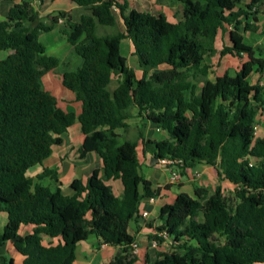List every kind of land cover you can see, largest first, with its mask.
<instances>
[{"label": "trees", "instance_id": "obj_1", "mask_svg": "<svg viewBox=\"0 0 264 264\" xmlns=\"http://www.w3.org/2000/svg\"><path fill=\"white\" fill-rule=\"evenodd\" d=\"M12 1L0 20V51L8 52L0 59V211L7 213L0 247L10 241L22 264H74L78 243L94 236L118 248L103 264H135L130 221L142 199L160 192L140 174V140L143 153L170 160L167 166L182 175L204 163L215 168L219 181L213 191L194 185L192 195L179 192L160 206V224L150 222L154 231L148 236L169 241L172 251L147 257L146 264H264V136H255L254 129L264 111V86L248 80L263 72L264 58H248L233 75L225 71L213 80L205 61L216 53L240 59L253 53L244 33L257 31L264 0L242 6V0H176L182 11L177 21L163 13L127 12L126 0H70L84 10L76 19L64 10L42 18L30 0ZM114 7L124 30L99 34L98 25L116 27ZM55 28L82 60L61 75L62 86L81 103L78 114L58 107L41 84L59 59L46 54L38 35ZM226 29L230 44L217 50L216 37ZM124 38L142 68L139 75L121 53ZM113 77L117 85L110 90ZM134 107L167 136L145 138L139 131L123 139L116 130L127 128ZM76 121L83 134L79 158L94 151L108 165L103 175L93 169L84 185L74 178L68 195L58 169L43 161ZM35 166L42 169L30 176ZM109 175L121 180V196L105 184ZM222 181L234 186V205L226 202ZM27 224L32 232L20 235L19 227ZM43 235L56 242L44 244ZM1 260L12 263L0 255Z\"/></svg>", "mask_w": 264, "mask_h": 264}, {"label": "crops", "instance_id": "obj_2", "mask_svg": "<svg viewBox=\"0 0 264 264\" xmlns=\"http://www.w3.org/2000/svg\"><path fill=\"white\" fill-rule=\"evenodd\" d=\"M56 1L58 2L59 0H30L32 6L37 11L39 17H42V18H45L48 15L56 14L60 10L70 11V12L73 11L74 12L75 9L79 8L75 3L71 2L70 0H63L64 2L61 5H59V6L56 5L55 6L54 4H55ZM12 4H14V1H12V0H0V20H3V19L6 18V15H7V12L9 10V7L12 6ZM176 4H178L180 6V8H179L180 11L177 12V15L175 17L177 19H175V21H177V20L182 18L181 5H180V3H176ZM262 6H264V2H263ZM128 8L131 9V8H134V7H131V5L128 3ZM258 29L260 30V28H258ZM259 30H257V31H259ZM121 31H123V30H121ZM47 33L49 34L48 43L51 46V51H50V53L48 55L55 56V57H57L59 59L58 66L55 69L50 70V71L47 72V73H50V76H51V81H50L49 84H50L51 87H54L57 90H61V92H63L62 94L65 95V98L64 99L62 98V100H61L64 103V105L63 104H59L58 98L56 97L57 106L60 107L61 109L65 110V111L72 110L75 114H78L80 112V110H81V103L75 99V96H74L73 92H71L69 90H66V88H64L62 86V84H61V77L62 76L61 75H62V72L64 70H68V69L71 70V69H75V68L79 67L81 65L82 60L74 52L73 47L70 44H68L66 42V40L64 39V37L58 32L57 28H55V29H53V30H51V31H49ZM217 37H216V41H217ZM124 39H128V38H124ZM124 39H122L121 42ZM216 41H215V46H216ZM250 45L252 46V44H250ZM45 50H46V47H45ZM120 50H121V43H120ZM255 51L256 50L254 49V46H253L254 54H255ZM7 53H8L7 51H0V59L3 58ZM121 53L126 58V63H127L128 66H129V64H128V56L133 60L134 63H136L137 68H135V67L134 68L132 67V68L137 73L139 65H138L137 57L132 54V45H131L130 40H129V44L125 48V51H121ZM216 54L219 55V53H216ZM255 55H256L255 57H264L263 53L259 55V52L257 54H255ZM212 57L213 56H211L210 58H212ZM205 61L207 63V58H205ZM61 67H62V69L58 73V71H59V69ZM159 68H162V66L157 67V68H150L149 67L148 70L149 71L150 70H157ZM141 72H142V68H141ZM210 72H211V65H210ZM210 72H209V74H210ZM209 74H208V77H209ZM257 74L259 76H261L262 79H264V70H263V72L261 74H259V73H257ZM113 80H114V77H113V79L111 80V82L109 84V89L110 90H113L115 88V86L117 85V78H116V84L113 87H111V83H112ZM259 83L261 85H263L264 82L259 81ZM200 84L201 83H199V86H200ZM137 112H138L137 108H135V107L132 108L131 109V117L136 115ZM261 116H264V113H262ZM130 118L126 121L128 126L131 123V122H129ZM256 124L258 126L257 129L259 130L260 124L257 123V117H256ZM151 125H153V124H151ZM119 130H124V129H117L116 132L118 134H120ZM155 130L157 132L156 131L153 132L152 135H149V132H145V133L142 132V134H143V136L145 138H152V139H162V138H164V137L160 138V137L157 136L158 130H161V129L156 127ZM67 133H68L69 136L72 134V136L68 137L69 139H67V137H65V135ZM120 136H122V135L120 134ZM62 137H63V143L61 145L53 146L52 147V153L50 154V156L53 155V153L57 154V152H55V148H57V151L59 150L58 154H57L58 155L57 156V161L54 163V165L50 166V163L48 162V158L50 157L49 156L43 161L44 162L43 166L57 168L58 169V175H59V178H60V176H61V167H63V165L67 162L68 171H73L74 172V173H72L71 179L69 181V188H70V183L72 182V180L74 178H79V177L76 176V172L73 170V168L75 166L78 168V170H79L78 172L79 173L80 172L83 173L82 177L80 178L83 185L85 184V181H86L87 177L90 175V173L92 172L93 169L98 168L99 169V174L101 175L102 169L100 168V165H101L102 162L107 163V160L102 159L96 152H94V151L88 152L85 155L84 158H82V159L79 158L78 160L80 162H77V163H75L71 158H69V157L66 158L65 157V153L67 151H69V150L70 151L73 150V152L76 151L77 152V156L79 157L78 148H79V146L82 143L83 134L80 131V124L77 121L74 122V124H72L71 126H69L67 128L66 132L62 135ZM123 139H131V138L123 137ZM132 139H134V138H132ZM136 150H137V157H138L140 165H142L145 161L149 162L150 164L157 163L156 162L157 159L154 158L152 154L143 153L142 144H141L140 140H138V145L136 147ZM68 160H71V161L68 162ZM87 160L92 161V165L90 164V167H88V169H85V166L82 163L83 162H87ZM46 163H49V164L46 165ZM107 165H108V163H107ZM41 169H42L41 166L32 167V168L29 169L28 174L30 176H34ZM198 169L199 170L202 169L204 171V173H208V176H212V175L214 177L217 176L215 168L212 165H208V164H204V163H199L196 166H194L193 168H189V169H186V170H187V173H189L188 171L198 170ZM105 170H106V168L104 169V172H105ZM31 171H33L32 174L30 173ZM104 172H103V174H104ZM187 173H185L183 175L184 176H187V175L189 176V174H187ZM145 179H147V178H145ZM60 180H61V178H60ZM148 180H150V179H148ZM187 181H189V180H186V182L181 180L180 183L177 184L178 187H179V192L183 191V192H187L190 195H192L193 186L197 185V184L191 182V183H189L187 185ZM223 182L225 183V182H228V181H222L221 185H222ZM61 183H62V181H61ZM105 183H107V184L110 183V184L113 185V187L115 189V191H114L115 192V194H114L115 196L119 197V196L122 195V193H123V185H122V182H121V180L119 178H115L112 175H109L108 177H106ZM151 183H152V181H151ZM168 183H170L169 179L166 180L165 182H163L162 184H160V183H157V184L152 183V188H157V187L160 188L159 195L155 196L152 200L150 199V197H148V198H144V199H142L140 201L139 207H138V216H137L136 219L131 220L130 224H129V232L134 235L135 242H136L137 238L140 237V235L144 233L145 228H144L143 219H148V217H151V216L154 217V213L156 211H157V213L159 212L160 206L165 203V202H161V200H160L161 194L162 193L166 194L167 191L169 193V191L171 190V186L173 184H175L176 182L172 183V185L169 186V187L167 186V188L164 187ZM204 185H205V183L203 181L202 182L199 181L197 186H202V187L206 188V186H204ZM61 188H62V184H61ZM222 188H223V186H222ZM82 191L83 190L80 191V194L83 193ZM62 192L64 194H67V193H65L63 191V189H62ZM72 193H74V190H72L70 188V191H69L68 195H71ZM176 194H175V196H176ZM169 203H171V202H169ZM144 211L147 212V216L146 217H141L140 213L144 212ZM6 222H7V213L5 211H0V227L3 228L4 225L6 224ZM152 224H153V222H152ZM153 226H155V225L153 224ZM32 228H33V225H30V224L21 225L19 227V229H18V233L20 235L29 234V233L32 232ZM42 238H43L42 242L44 244H47L48 242H53V243L56 242V238H50V237L44 236V235L42 236ZM97 242H98L97 238H95L94 236H89L86 240L78 243V245L76 246V249H75L76 258H75L74 264L75 263H77V264H93V261H95V260H98V262H100V264H103V263L108 262L109 260H111L112 257L114 256V254L116 253V251L118 250V248L114 247V246H109V245H106V244H101V249H99V251L96 252V249H94L92 247V244H94V243L96 244ZM108 248H109V250H108ZM110 248H114L115 251L111 252ZM0 255L3 256L5 258V260L6 259H12V263L11 264H22V261H23V258H24L23 255H21L18 251H16V249L13 247V245H12V243L10 241H6L0 247ZM3 263H4V261L1 260L0 264H3ZM95 264H98V263H95Z\"/></svg>", "mask_w": 264, "mask_h": 264}, {"label": "rangeland", "instance_id": "obj_3", "mask_svg": "<svg viewBox=\"0 0 264 264\" xmlns=\"http://www.w3.org/2000/svg\"><path fill=\"white\" fill-rule=\"evenodd\" d=\"M131 7H134L137 10H141V11H149L152 14H154L155 16H158L159 14L163 13L164 15L167 16V18L171 21H175L177 12H179V8L180 6L176 3H178L176 0H126ZM248 0H242V2L239 4V6H242L244 4V2H246ZM64 1L63 0H59L58 2H55V6L56 5H61ZM119 2H121V0H119ZM130 8L127 9V12L129 11ZM260 13L257 15V21L256 24L258 26L259 31H254V32H245L244 33V42L248 43V44H252V46H254L255 54H257L259 52V54L263 53L264 56V36L262 35L263 31H264V6H262L260 8ZM84 10L77 8L74 10V12L72 11V15L75 17V19L78 17V15L80 13H83ZM113 13L116 17V22L117 25L116 27H111V26H101L98 25L97 27V31L99 34H104V33H113L116 30H124V26L122 23V19L119 15V11L116 7L113 8ZM61 24V23H60ZM227 30L224 32L219 33L218 37H217V41H216V48L217 50H220L221 47L223 46V44H230L229 38H228V33ZM49 34L47 32H41L38 35L39 40L44 44V46L46 47V54H49L51 51V46L48 43L49 41ZM129 44V40L128 39H124L121 42V51H125L126 46ZM124 53V52H123ZM254 52L249 53V54H244L242 59L238 58V57H232L230 55H225L223 57H219L218 54H216L215 56H213L212 58L210 57H206L207 58V64L211 65V72L209 74V77L211 79H214L215 76L217 75H221L224 71H228V73H230L231 75H233L235 73V71H237L239 69V67L241 66V63L244 60H247L248 58H255ZM264 58V57H261ZM128 64L131 67H135L137 68L136 63L133 62V60L128 56ZM62 69V67L59 69L58 73L60 72V70ZM141 72V68L138 66V72L137 74H139ZM248 80L252 83L255 82H264V79L261 78V76H259L257 74V72H253L251 74V76L248 78ZM50 81H51V76L50 73H45L42 78H41V84L42 87L48 91H50L55 97L58 98L59 104H63L64 103L61 101L62 98H65V95L62 94L63 92H61V90H57L54 87L50 86ZM200 80H195L194 82L196 84H199ZM116 84V78H114V80L111 83V87H113ZM264 86V83H263ZM65 88V87H64ZM68 90V89H66ZM262 113H264V111H259L258 115H257V123L260 124V128L259 130L257 129L255 132V136H264V116H261ZM130 125L124 129V130H119L120 134L122 135L121 137H125V138H135L138 134L139 131L141 132H149V135H152L153 132H155L156 127L154 125H151L147 119L144 117V114L142 116H139L138 114L132 116L130 118ZM157 132V131H156ZM72 136V134L70 135ZM68 135V133L65 135V137H67V139H69L68 137H70ZM157 136L162 138V137H166L167 134L163 131V130H158ZM59 151V150H58ZM57 148H55V152H57ZM56 153L53 155H51L48 158V162L50 163V166L54 165V163L57 161V155ZM67 155V156H66ZM65 157L66 158H71L75 163L80 162L78 159L79 157L77 156V152L73 150L72 151H67L65 153ZM71 160H68V162H70ZM157 163H153L150 164L149 162L145 161L142 165H140V174L143 175L145 178L150 179V181H152V183L157 184L160 183L162 184L163 182H165L166 180L170 179L171 177V173L169 172L170 169L172 170H176L177 172L180 173V178L176 181L175 184L172 185V183H168L167 185H165L164 187L167 188V186H171V190L166 192V194H161V202H165V203H169L172 202L175 194L179 192V187L177 184L180 183L181 180H183L184 182L187 181V185L189 183H195L198 185V182H204L206 186V188L209 191H213L214 187L218 184V176L214 177L212 176H208V173H204V171L202 169H198V170H191L188 171L189 173H187V170L184 171L185 173L189 174V176H184L181 174V171L179 169H177L176 167L173 168H168L166 166L165 163L160 162L159 160H156ZM44 163V162H43ZM49 163H46L49 164ZM85 166V169H88V167H90V164L92 165V161L87 160V162H83L82 163ZM67 162L63 165V167H61V181H62V189L65 193L69 194L70 188H69V181L71 179L72 173H74L73 171H68V167H67ZM75 166V165H74ZM73 166V167H74ZM100 168L102 169L101 171V175H103L104 169L107 168V163L102 162L100 165ZM73 170L76 172V176L81 178L83 173L82 172H78V168L75 166L73 168ZM86 171V170H85ZM31 174L33 173V171L30 172ZM46 183H50L49 181H46ZM107 184V183H105ZM110 187V190L112 192V194H115V189L113 187L112 184L108 183L107 184ZM223 186V196L226 200V202H228L230 205H234L236 202V191L234 186L229 183V182H223L222 183ZM165 193V192H164ZM193 194V193H192ZM81 196H83V193L81 194ZM159 213V212H158ZM158 213L157 211L154 213V217H148V219H143L144 221V233L140 235V237L137 238L136 240V247L134 248V253L136 254L138 260L135 262V264H146L145 260L146 258H154L156 256V254L158 252H170L172 251V247L171 244L169 243V241H165L163 243H158L156 240L150 239L149 238V234H152L154 230H152V228L149 227V223L153 222V224L159 225L160 224V220L158 219ZM199 219H201V217H199ZM155 222V223H154ZM2 230V227H0V231ZM219 241H223V239L221 237H217ZM92 247L94 249H96V252L99 251V249H101V244H99L98 242L95 244H92ZM109 250V248H108ZM111 252H114L115 249L114 248H110ZM98 263L100 264V262H98V260L93 261V264ZM77 264V263H75Z\"/></svg>", "mask_w": 264, "mask_h": 264}, {"label": "built area", "instance_id": "obj_4", "mask_svg": "<svg viewBox=\"0 0 264 264\" xmlns=\"http://www.w3.org/2000/svg\"><path fill=\"white\" fill-rule=\"evenodd\" d=\"M59 21H61V20H59ZM257 124H255V126H254V129H255V132H256V129H257ZM160 162H162V163H165L166 164V166L167 165H172V162L170 161V160H167V159H161V160H159ZM168 167V166H167ZM173 167H175V166H170V167H168V168H173ZM177 168V167H176ZM177 169H179V168H177ZM180 171H181V169H179ZM170 173H171V177H170V179H169V182L170 183H175L179 178H180V173L179 172H177L176 170H172V169H170V171H169ZM154 197H150V199L152 200ZM140 216L141 217H146L147 216V212H141L140 213ZM133 246H134V248L136 247V243H134L133 244Z\"/></svg>", "mask_w": 264, "mask_h": 264}]
</instances>
